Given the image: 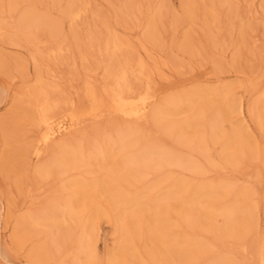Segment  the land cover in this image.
Listing matches in <instances>:
<instances>
[{
  "label": "rangeland",
  "instance_id": "rangeland-1",
  "mask_svg": "<svg viewBox=\"0 0 264 264\" xmlns=\"http://www.w3.org/2000/svg\"><path fill=\"white\" fill-rule=\"evenodd\" d=\"M123 63L121 87L144 121L114 107L109 74ZM196 94L199 112L189 108ZM38 95L54 129L72 128L37 159ZM263 108L264 0H0V264H261ZM217 109L225 119L213 129ZM125 131L133 149L121 151ZM148 146L198 171L166 161L131 167V185L110 180ZM60 148L79 151L82 166L56 170ZM205 187L216 201L191 204ZM113 189L131 204L115 206ZM67 198L80 220L34 222ZM232 205L235 216L221 211Z\"/></svg>",
  "mask_w": 264,
  "mask_h": 264
},
{
  "label": "bare ground",
  "instance_id": "bare-ground-1",
  "mask_svg": "<svg viewBox=\"0 0 264 264\" xmlns=\"http://www.w3.org/2000/svg\"><path fill=\"white\" fill-rule=\"evenodd\" d=\"M11 6V5H10ZM72 6V5H71ZM12 8V7H11ZM26 9V8H25ZM78 9V8H77ZM34 12V11H33ZM72 12V11H71ZM70 12V13H71ZM26 13V12H25ZM74 14V13H73ZM31 15L32 14H28L26 15L21 21V24L23 26V28H25V26L27 25V22L29 21V19L31 20ZM75 15H73V17H75ZM34 19V20H33ZM32 21L35 23V20L37 19V17L33 18ZM46 19V18H45ZM30 21V22H32ZM47 21V20H46ZM32 22V23H33ZM31 23V24H32ZM30 24V23H29ZM108 44V43H107ZM113 47H112V50L115 51V52H118L122 49V45L117 42L116 40L113 41L112 43ZM105 47V45H104ZM107 47V46H106ZM59 48V47H57ZM102 48V47H101ZM109 49V48H108ZM107 49V50H108ZM91 51V50H90ZM93 52V51H92ZM111 54V53H110ZM84 55V54H83ZM128 60V59H127ZM121 61V60H120ZM143 66V65H142ZM132 68V67H131ZM140 69V68H139ZM128 65L126 63H123L121 66H119L118 69L110 72L109 74V77L112 79L113 83H112V86H114L113 89V92L115 91V98L113 100V104H114V107H116L127 119H135L136 121H144L146 119V114L143 110H137V111H132L131 110V100L130 99H127L126 97V90L124 87H121L122 86V82H124L125 77L126 76V73L128 72ZM142 70V69H141ZM107 72V71H106ZM108 74V73H107ZM146 75V74H145ZM38 83H40V79H37ZM106 81V80H105ZM126 85V83L124 84ZM88 86V85H87ZM37 87V86H36ZM110 88V87H109ZM86 93H87V96H90L92 95V89L90 88V86L87 87V89H85ZM85 93V94H86ZM37 94V93H36ZM33 95V94H32ZM31 95V96H32ZM40 95V94H39ZM38 95V96H39ZM36 97V96H35ZM114 97V96H113ZM191 97V96H190ZM188 97V98H190ZM39 117H38V124L39 126H41L43 128V136L41 137V140H40V143L38 144L39 146L37 148H35L32 152L31 150V153L33 154V156L35 158H39L43 152L42 151V148L49 145L51 142H53L54 140H58V139H61L62 137H65L67 134H69V132H71V128H72V124H69V125H61L57 128H53L52 125L50 124V120L51 118L48 117V113L52 110V107L49 106V103H48V100L46 97H43V96H39ZM187 98V99H188ZM204 95L203 96H200V95H193L192 98L189 99L190 101V104H189V108L190 110L192 111H195V112H199V110H201L202 108L199 106L200 105V100L204 99ZM36 99V98H35ZM37 101V103H38ZM169 100H167L166 102H168ZM177 102L178 101H170L168 102L165 106H169V107H173V109H177L176 106H177ZM216 103L215 100H211L210 101V104L214 105ZM71 104V103H70ZM51 105V104H50ZM95 105V104H94ZM217 105V104H216ZM38 109V108H37ZM99 109V108H98ZM250 109V108H249ZM264 110V108H263ZM189 111V110H188ZM164 113V112H163ZM163 113L161 114V116L163 115ZM154 114H156L154 112ZM216 116L213 117L214 120H212V127L213 129H217V126L219 125V123L223 122L224 119H225V114L222 110H218L216 111ZM262 116V115H261ZM260 122V121H259ZM167 123V122H166ZM260 127V126H259ZM263 130V129H262ZM124 131V130H123ZM122 131V132H123ZM129 131V130H128ZM128 131H125V134L128 132ZM120 132V133H122ZM131 133V132H130ZM130 133L126 136L124 135V137L120 136L119 137V143H120V150H125L126 148H130V149H133L131 148V143H130V140L129 138L131 137ZM122 135V134H121ZM57 136V137H56ZM118 136V134H117ZM173 136V135H172ZM56 137V138H55ZM116 137V136H115ZM116 139V138H115ZM177 139V138H176ZM125 141V142H124ZM195 141V140H194ZM135 142V141H134ZM193 142V141H192ZM231 143V142H230ZM130 145V146H129ZM155 145V144H154ZM158 146V144H156ZM36 146V145H35ZM43 146V147H42ZM63 146V145H62ZM96 146V145H95ZM42 147V148H41ZM57 147V146H56ZM105 147V146H104ZM46 148V147H45ZM44 148V149H45ZM69 148V147H68ZM60 152H62V155L59 156V157H56L53 161H52V165L53 167H55L56 170H58L60 173H64V172H67L69 170H73V169H77L78 166L81 164L82 162V154L78 152H75L73 151L72 153L67 152L66 149L64 148H60ZM93 149V148H92ZM99 149V148H98ZM112 149V148H111ZM141 149V148H140ZM95 150V149H94ZM99 151V150H97ZM138 151V150H137ZM108 152V151H106ZM135 151L133 150V153ZM100 153V152H99ZM97 154V152H96ZM95 154V155H96ZM93 155V154H92ZM224 158L228 157V155H223ZM91 157V156H90ZM51 158V157H50ZM89 158V157H88ZM98 158V157H97ZM84 159V158H83ZM86 160V159H84ZM110 160V159H109ZM169 162V161H172L174 163H177L179 166H182L184 168H187V169H191V170H196L198 171V168L194 167L188 160L186 159H183L177 155H175L174 153H170L168 151H166L165 149L162 150L160 149L159 147H155V146H148V147H145L143 150L139 151L138 153L136 152V155L135 156H130L129 158H127L125 160V164L127 167H125V171H120L119 173H113L112 176V179L110 178V180L112 182H115V180H119L121 181V183H125L126 185H131V173L134 172V173H137V169L136 171H133L131 169V167H142V168H146V169H160L161 168V165L163 162ZM92 162V161H91ZM82 166V164L80 165ZM79 166V168H80ZM47 167V166H46ZM49 168V167H48ZM88 168V167H87ZM39 169V168H38ZM163 169V168H162ZM78 170V169H77ZM142 170V169H141ZM38 171V170H37ZM132 171V172H131ZM153 171V170H152ZM40 174L42 173L41 170L39 171ZM44 173V172H43ZM88 174V173H87ZM105 174V173H104ZM146 174V173H145ZM110 176V175H109ZM110 176V177H111ZM136 177V176H134ZM108 178V177H107ZM106 178V179H107ZM109 179V178H108ZM121 179V180H120ZM141 179V178H140ZM110 182V181H109ZM120 183V182H119ZM83 188L82 191L80 192L82 197L86 198L88 197L86 192H85V189L82 185H80V188ZM181 186H178L176 188L175 191H171V194H178V193H181L180 191V188ZM110 192V191H109ZM102 193V192H101ZM130 193V192H129ZM190 195V202L191 204L193 205H198L200 200L201 199H207L209 200L210 202H215L216 201V197H217V190L216 189H211L210 187H205V188H199L197 190H195V192H193V194H189ZM175 196V195H174ZM59 198V197H58ZM68 199V198H67ZM70 199V198H69ZM65 200L63 203V209H60L59 208V205H58V202H54L53 205H51V211L49 212V214H40L39 217L38 215L36 216L37 218H35V223L39 220H43V221H47V222H51L53 224H58L59 223V220L64 218H67L69 220H80L79 216L75 213H73V210L72 209V205L70 204V200ZM109 199L115 206L119 207V206H123L124 203H129L131 204V198H128V195L126 192L124 191H121V190H114L112 192H110L109 194ZM147 205V204H146ZM61 206V205H60ZM212 206V204H211ZM211 211H213V206L212 207H208ZM223 208V207H221ZM240 210L245 211V208H243V206H241L239 208ZM223 213L225 214H229L231 216H235L236 214V211H237V207L235 205H232V206H225L224 209L221 210ZM52 216V217H51ZM59 217V218H58ZM61 220V221H62ZM42 221V222H43ZM67 222V220H65ZM75 221V222H76ZM69 222V221H68ZM161 222V221H160ZM39 224V223H38ZM69 225V224H68ZM88 242V241H87ZM80 248V253H82L83 255H88L90 254L89 253V247L87 244L84 243L83 240H80L79 242V246ZM58 248V247H57ZM181 250V249H180ZM39 253V252H38ZM77 253V252H76ZM78 253V254H80ZM35 254V252H34ZM179 254V253H178ZM181 255V251H180V254ZM35 257V256H33ZM32 257V258H33ZM261 258V264H264V256L260 257ZM59 264H65L64 262H61Z\"/></svg>",
  "mask_w": 264,
  "mask_h": 264
}]
</instances>
